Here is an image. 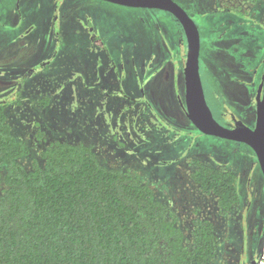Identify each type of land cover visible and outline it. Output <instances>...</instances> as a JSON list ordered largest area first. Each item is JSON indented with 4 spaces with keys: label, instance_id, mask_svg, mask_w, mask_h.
Segmentation results:
<instances>
[{
    "label": "rangeland",
    "instance_id": "rangeland-1",
    "mask_svg": "<svg viewBox=\"0 0 264 264\" xmlns=\"http://www.w3.org/2000/svg\"><path fill=\"white\" fill-rule=\"evenodd\" d=\"M174 1L197 26L205 100L223 125L234 100L230 87L219 94V83H231L240 66L264 69V0ZM185 42L179 22L161 10L0 0V102L30 146L28 166L47 142L83 143L103 165L139 174L175 210L187 242L193 219L212 221L213 264H249V250L258 259L264 244L263 175L249 146L201 133L180 110ZM193 159L235 174L240 204L229 217L191 180ZM249 201L253 224L241 214Z\"/></svg>",
    "mask_w": 264,
    "mask_h": 264
},
{
    "label": "trees",
    "instance_id": "trees-1",
    "mask_svg": "<svg viewBox=\"0 0 264 264\" xmlns=\"http://www.w3.org/2000/svg\"><path fill=\"white\" fill-rule=\"evenodd\" d=\"M6 108L0 102V264L214 263L212 221L193 219L187 242L175 210L139 174L103 165L91 147L50 141L28 166L30 146ZM189 166L200 193L230 216L240 204L235 174L197 159Z\"/></svg>",
    "mask_w": 264,
    "mask_h": 264
},
{
    "label": "water",
    "instance_id": "water-1",
    "mask_svg": "<svg viewBox=\"0 0 264 264\" xmlns=\"http://www.w3.org/2000/svg\"><path fill=\"white\" fill-rule=\"evenodd\" d=\"M130 8L158 9L170 13L181 25L186 39L183 67L184 110L187 119L201 133L244 143L254 152L264 179V94L257 98L256 122L253 129L236 124L232 129L215 121L207 106L199 72L200 38L196 24L173 0H104ZM252 264H256L255 261Z\"/></svg>",
    "mask_w": 264,
    "mask_h": 264
},
{
    "label": "flooded vegetation",
    "instance_id": "flooded-vegetation-1",
    "mask_svg": "<svg viewBox=\"0 0 264 264\" xmlns=\"http://www.w3.org/2000/svg\"><path fill=\"white\" fill-rule=\"evenodd\" d=\"M53 4L54 7L56 8L59 7L56 1ZM56 34L57 32L55 31V35ZM241 62H243V59L240 60V63ZM232 72L234 76L231 83L228 81L227 82L221 81V84L219 83V89H217L219 94H225L226 96V92L228 91L227 88L229 87L232 88L230 95L233 97L232 99L234 100L232 105L234 106V108L223 111L225 117V123H224L225 125L224 124L223 125L220 124V125L232 129L236 126V124H242L253 129L255 127V122H256L257 98H261L264 94V69L261 70L259 74H257L254 68L249 67V69H245V66L244 68L240 66L239 69H236ZM220 85H223L222 88H220ZM184 107H185L184 100L182 101L180 99V110L182 109V111L185 113ZM229 110L232 111L237 110V112L234 111L236 115L234 114V112ZM250 207H251V202L249 201L246 205V208L241 210V214L244 215L245 218L246 217L248 218L249 224L250 223L253 224L252 218L250 219V216L252 214ZM249 251L251 254L249 264H252L253 261H255L257 264V257L255 258L254 251L253 250H249Z\"/></svg>",
    "mask_w": 264,
    "mask_h": 264
},
{
    "label": "built area",
    "instance_id": "built-area-1",
    "mask_svg": "<svg viewBox=\"0 0 264 264\" xmlns=\"http://www.w3.org/2000/svg\"><path fill=\"white\" fill-rule=\"evenodd\" d=\"M257 264H264V244L262 249L260 250L259 258L257 259Z\"/></svg>",
    "mask_w": 264,
    "mask_h": 264
}]
</instances>
